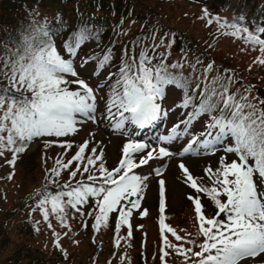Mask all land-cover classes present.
Segmentation results:
<instances>
[{
	"label": "snow or ice",
	"instance_id": "obj_1",
	"mask_svg": "<svg viewBox=\"0 0 264 264\" xmlns=\"http://www.w3.org/2000/svg\"><path fill=\"white\" fill-rule=\"evenodd\" d=\"M200 18L206 19L208 24L215 21L221 30L228 29L222 33L224 35L258 45L264 54V26L250 28L242 23L245 20L243 14L228 21L204 9ZM53 19L59 21L56 30H53L47 17L42 22L33 21L29 30L20 34L15 47L5 48L6 55L0 56V80L6 81V84L0 85V156L4 155L5 150L10 151L12 158L6 160L9 165H14L18 154L24 153L35 139L60 138L75 133L76 125L80 122L76 119L77 114L94 123L97 120L98 94L105 83L91 86L77 71L75 59L87 42L95 40L98 46L99 34L86 24L79 29L68 25L59 12ZM60 28H68L69 35L63 37L58 47L53 37L63 36ZM174 43L173 35L167 44L162 37L159 44H154L150 49L140 46L139 40L133 42L131 51L125 47L117 70L105 77L109 83L103 118L115 130H124L129 124L144 128L179 108L183 119L173 125L168 134L158 137L159 141L171 143L185 136L190 137L188 144L179 152L181 156L186 153L215 154L221 149L226 154H235L236 159L231 162H228L227 155L220 156L219 166L215 170L211 166L205 169L212 180L211 187L199 183L183 162L178 165L184 174L185 183L198 194L204 193L210 197L217 209L213 217H206L199 195L188 197L194 203L198 220L196 236H202L203 240L197 244L193 238L188 239L187 243L198 247L199 251H194L193 247L186 248L183 243L172 244L164 235L167 230L177 241L184 240L165 223L163 179L159 180V225L165 247L181 256L185 264H244L246 258L264 255V99L251 95L252 86L245 88L242 94L239 90L231 92L230 85L234 82L232 76L221 78L217 75L208 81L206 74L213 69L211 63L204 69V86L201 87L200 78L197 77L196 87L192 88L191 76H185L182 71H172L182 69L184 63L177 60L168 64L167 56L156 52L161 46L171 49ZM137 47L140 48L138 53L135 51ZM181 51L184 52L183 49ZM186 56L184 52L185 63ZM113 60L114 49L105 47L101 52L81 57L80 68L86 69L94 62L91 75L98 78ZM255 62L264 65V55L257 57ZM189 66L195 70V64ZM73 85L76 87L73 88ZM168 86L182 91L181 100L171 109L163 107ZM204 116L208 119L204 121L203 130L198 134L193 133L192 126ZM43 143L45 147L54 143L69 149L72 147L67 141L44 139ZM89 144L90 141L85 140L70 160L65 162L57 159V167L49 171L59 176L61 169H69L73 162H83L77 163L75 170L70 171V176L76 177L81 167L83 173H88L89 166L101 161L98 166L99 177L89 174L87 181L92 183L77 181L74 187L68 184L63 186L70 189L68 191L43 195L38 205L43 220L48 221L50 213H53L58 214L57 218L62 224H66L63 214L67 207L79 212L78 205L96 198L98 213L95 214L93 228L99 230L102 222L107 225L109 213L118 212L115 231L118 233L122 225H128V236L131 237L129 217L132 210L140 206L142 197L138 194L142 192L146 179L133 170L148 164L149 160L168 157L173 153L167 147H159L140 155L150 145L129 139L123 145L118 166L109 170L103 162V147L99 152L96 147H92L91 154L85 156ZM156 174L160 175V170ZM98 180V185L93 186ZM132 196L138 198L130 199ZM222 196L226 199L222 200ZM49 204L50 209L47 207ZM140 214L147 215V210ZM221 215L223 218H220ZM48 227L52 228V224L48 223ZM54 235L59 236V233ZM119 244L120 239L117 237L116 245ZM161 253L162 262L171 254L164 248Z\"/></svg>",
	"mask_w": 264,
	"mask_h": 264
},
{
	"label": "rangeland",
	"instance_id": "obj_2",
	"mask_svg": "<svg viewBox=\"0 0 264 264\" xmlns=\"http://www.w3.org/2000/svg\"><path fill=\"white\" fill-rule=\"evenodd\" d=\"M141 1L153 3L156 7V10L161 12L164 21L168 23V26L170 28L174 29L173 35L176 43V34H182V32H185V34L190 39L197 40V44L201 45L200 47L205 49L207 54L214 57L218 62L222 63L224 66H235L237 70H241L245 74H247L248 72L251 77H254L262 82L264 87V65L255 62L257 57L264 55L260 52L259 46H254L251 43H245L244 39L242 38L233 37L231 35H224L222 33L228 31V29L221 30L219 29V25L215 21L212 24H208L206 22V19L200 18L203 15L204 9H207L211 15H215L217 13L216 11L208 8L207 6L198 4L193 0ZM128 19L129 18H126V20ZM126 25V21L122 23V27ZM140 25L142 24H138L130 31L136 32ZM145 29H147V26ZM122 35L126 36L127 31H124ZM163 38L165 42L166 38L164 35ZM110 40L111 38H109L106 44L102 46L103 49L108 46ZM103 49H101L100 51H102ZM117 52L118 48L117 51L114 52V56H116ZM174 56L178 58L180 54L175 53ZM189 56L193 58V56ZM185 65L189 64L185 63ZM75 66L77 71L80 72L81 77L84 78L91 86L96 87V85H98L96 83V80L100 77V75L98 78L92 76V68L89 65L86 69H81L80 65L78 66L77 63H75ZM232 74H234L233 71L231 72V75ZM101 76H106V72H101ZM68 78L71 79L70 76ZM73 86V88L76 87L75 85ZM244 90L245 89L243 88V91ZM166 92L167 99L164 100L163 103L167 109H171L180 100L181 92L174 86H168ZM103 93L104 90L101 89L98 94V110L95 114L97 117L96 122L94 123L92 120L86 119L83 115L77 114L76 118L78 117L79 119L77 120L80 121L76 125L77 131L75 133H70L65 138L69 140H77L79 141L80 145L85 140H88L91 144L93 143V145L96 146L98 152L99 149L103 147V151L105 154L104 157L107 159L103 162L105 163V166L108 167H114L118 165V162L122 157L123 145L129 139L140 140L150 145V148L145 149L144 152L140 155H145L148 150H151V148L158 149L159 147H167L169 151L173 153V155L168 157L154 158L152 160H149L148 164L142 165L138 169L133 170L135 174L140 175L141 177H146V179L144 181L142 192L138 194L140 197H142L140 200V206L132 210V215L129 217V219L131 220V222H135L137 220V215L139 214V212L144 210L146 205H148V207L150 208V212H155L156 207L153 206L154 202L152 200L157 199L159 203V180L163 179L165 181L166 207H168L170 211L176 212L174 220H172V222H169L167 217L164 216L165 223L171 228L175 229L176 232H195L196 225L194 215L192 213L194 211L192 210L190 203L186 199V195L191 193L190 185L185 183L184 174L178 167L179 163L183 162L195 178L199 179L201 176L205 177L206 179L203 181V185L207 186V184L212 185V180L209 179V176L208 174H206L205 169L211 166L215 170L219 166L218 161L220 156L227 155L228 162H231L233 159H236L235 154H226L223 149H221L215 154L209 153L207 155H197L186 153L184 156H181L179 155V152L182 151L183 147L188 144L190 137L186 136L171 143L159 141V136L168 134L173 125L177 123L176 121L183 119L182 110L179 108H176L174 111L168 112L167 123H165L164 125L161 123L159 125L153 126L152 129H146L147 133H143L144 135H137L138 133H136V131L138 130V127L134 125H127L126 129L124 130H115L112 128L110 123L103 118L105 110V100L102 96ZM157 122L160 123L159 120ZM149 132L153 135L154 139L150 138ZM35 148L36 146L32 147V149ZM68 154H71V152L66 151V147H61L59 145L52 150L51 158L55 161L57 159L67 160L69 158ZM27 158H29L28 166L22 172V179L25 187L23 193L32 190L35 186H39L43 182V170L42 167L40 168L39 166L38 152H31ZM99 164L100 162L98 164L96 163L95 166L98 167ZM157 170H160V175L156 174ZM91 172H93L92 169H90L89 173ZM79 175L82 174L77 173V176ZM18 181L20 182V180ZM131 198L137 199L138 197L132 196ZM200 199L201 203H203L204 205H208L209 203L214 204V202L205 195H201ZM216 211L217 209H215L214 212ZM26 216L27 212H20L19 217L13 220L6 221L4 223V231L0 234V264H9V259L15 255L18 247L15 248L14 244L20 242L23 239V236L19 231V223L21 219L25 218ZM42 217L43 216L41 213L39 215H35L33 223L36 228L37 238L34 237L36 240L33 241H35L36 244L39 245V242L44 243V241L48 240V238L51 235L53 236L54 233L62 234L63 231L67 230L68 234L64 237L66 244H69L74 258L80 263L185 264L184 260L173 258L171 254L165 257L164 261L162 262L159 258L162 254L161 249L156 252L155 257H153L154 253L150 249L151 256H148L145 261H143L141 257L136 255V250H134L135 255H133L134 241L139 242L141 233L138 234V236L135 235V237H137L138 239H134V235L132 234V236L129 237L128 232L123 227L120 228L118 233L115 231V229L106 232L103 226H101L99 230L92 229L93 226H88L82 229V226L69 227L66 224H62V222L57 220V217L49 221H44ZM114 217H117L116 212L114 214ZM3 219L4 215L0 213V225ZM150 220L153 219L150 218L145 220L146 228L149 230L148 234L150 235V239L156 241V231L159 230V225H154L152 230H150ZM11 221L16 223H10ZM173 221H176L174 225ZM48 223L52 224V228L48 227ZM8 230H11L13 232L10 241L4 239L5 237H7ZM73 232H75L74 240L72 238ZM111 232L117 234L118 237H127L132 239L129 242L130 245H126L124 247V250H126L128 255L127 257H122L119 253L118 257L117 255H115L110 260L107 259L114 250V247L110 245ZM168 233L169 232L165 230L166 236H168ZM24 236H26L28 239L30 238L28 235ZM96 237L100 238H98L97 242L93 244L91 241ZM168 237L170 240H172V234H170ZM162 248H164L165 251L171 250L166 247ZM244 264H264V255H261L257 258H246Z\"/></svg>",
	"mask_w": 264,
	"mask_h": 264
},
{
	"label": "trees",
	"instance_id": "obj_3",
	"mask_svg": "<svg viewBox=\"0 0 264 264\" xmlns=\"http://www.w3.org/2000/svg\"><path fill=\"white\" fill-rule=\"evenodd\" d=\"M193 1L209 6L214 11L221 13V17L228 21H232L234 16L243 14L245 16V20L242 22L243 24H246L250 28H254L257 25L264 26V0ZM0 7L3 10V12L0 13V56L6 55L5 48L15 47L20 34L29 30L33 21L42 22L43 18L47 17L51 21V27L53 30H56L59 21L54 20L53 17L57 12L60 13L62 19L68 25H74L76 29H79V27L86 24L99 34L98 46L97 41L95 40L87 42L80 50L79 56L76 57L75 61L80 57L87 56L93 52H99L98 50L102 49V46L106 44L109 38H111V40L107 47H111L114 50L119 48V51H123L125 47H127V49L131 51L134 47L133 42L137 40H139L140 46L149 48L154 44H159L163 35L166 38L165 44H167L170 38L165 34H168L169 32L174 34V29L170 28L168 23L164 21L161 12L156 10L155 5L141 0H2ZM8 11H10L11 15L7 14ZM225 14H227V16ZM126 18L129 19L126 20ZM125 21L127 22V25L122 27V23ZM140 23L142 25H140L136 32L130 31ZM146 26L147 29H145ZM59 31L63 33V36H54L53 39L56 40L57 38L61 43L63 37L69 35V29L60 28ZM124 31H127L126 36L122 35ZM153 35H155V40H153ZM176 39L178 44L176 45L174 43L171 49H165L161 46L156 52L164 53L167 56L168 64L180 60L181 63H184V67L182 69H172V71H182L185 76H191L192 88L196 87V78L199 77L201 87H203L204 83H206L204 80V69L208 65L205 60L202 61L208 56L205 49L197 44V40L190 39L185 32H182V34H176ZM182 49L187 53L186 63L189 65L195 64V70L189 65H185L183 59L184 52L181 51ZM139 50V47L135 49L137 53ZM178 50H180L181 53ZM175 53L180 54V56L176 58L174 56ZM189 55L193 56V58H190ZM197 60H199V63H197ZM225 70L229 69L224 65L213 66V69L206 74L208 81H211V79L217 75L221 78L232 76L234 80L236 79V83L230 85L231 92H237V90H239L242 94L244 93L243 88L245 89L252 86L251 95L264 99L263 83L258 79L251 77L248 72L245 74L243 71L237 70L235 66L230 67L231 72H234L232 75L230 71L226 72ZM3 84H6V81L0 80V85ZM201 119L205 121L208 117L204 116ZM21 154L24 155V153ZM28 161L29 158L23 157L22 160L10 166L0 157V173L4 170V167L11 168L14 172L13 174L8 173V175H11V179H9L8 176L1 178L0 211L3 210L4 219L0 225V234L4 231V223L7 220L15 219L20 212H25L27 208H29L27 212H33L31 215H28V217L22 219L19 223V231L23 236V239L14 244L15 248L18 247V249L15 252V255L9 259L8 263L44 264L52 261L63 262V256L65 254H63V252L68 247L64 237L68 234V231H63L59 236L53 234V236L51 235L48 240L44 241V243L38 241L39 246L33 241L36 240L34 237L37 238V232L33 222L36 215L35 212H41L38 205L39 200L43 195H54L60 191L70 190L63 186L66 184L72 185L73 177L70 176V171L68 169H61L59 176H54L52 174V177L48 181H44L39 186H35L32 190L23 193L25 187L22 179V172L28 166ZM14 167L18 168V172ZM18 180H20V182ZM57 185L60 187H57ZM47 207L50 209L51 205L49 204ZM79 209V212L70 206L65 209L63 215L65 216L67 226L74 227V225L82 224L86 220L85 212L89 211H86L83 208ZM175 214L176 212H167V218L170 222L174 220ZM57 215L58 214L50 213L49 220L55 219ZM214 215L215 213L213 212H206V216L209 218ZM57 220L59 219L57 218ZM10 223L16 222L11 221ZM74 233L75 232L72 234L73 240ZM196 233L197 231L193 238L197 240L198 244L203 240V237H197ZM12 234L13 232L8 230L7 237L4 239L10 241ZM23 234L28 235L30 238L28 239ZM57 240L59 241V247L57 246ZM199 250L200 249L195 246L194 251ZM74 263L83 264L76 261V259L69 262V264Z\"/></svg>",
	"mask_w": 264,
	"mask_h": 264
}]
</instances>
